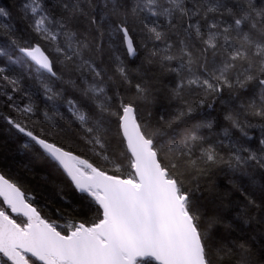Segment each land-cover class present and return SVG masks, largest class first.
<instances>
[{"label":"snow or ice","instance_id":"1","mask_svg":"<svg viewBox=\"0 0 264 264\" xmlns=\"http://www.w3.org/2000/svg\"><path fill=\"white\" fill-rule=\"evenodd\" d=\"M47 5L23 0L25 27L0 24L7 37L0 44V95L11 110L0 119L15 130L17 152L57 175L41 184L49 201H64L66 188L76 201L57 209L66 220L60 224L37 206L23 176L0 172V264H257L247 240L216 236L218 227L234 229L199 181L224 165L239 190L237 181L254 185L257 170L264 172V138L256 151L239 139L227 145L226 156L218 151L231 129L249 137L251 125L241 115L264 120V6L256 0H57L56 15ZM0 17L10 13L0 7ZM137 32L164 47L148 49L141 65L129 69L122 56L139 55ZM106 53L114 54L113 75L102 67ZM145 64L175 74L172 86L161 89ZM57 66L77 79L64 81ZM26 78L37 80L50 109L22 87ZM53 80L78 93L67 100L69 116L55 106L62 93ZM251 85L255 90L242 98ZM226 90L232 96L223 120L230 128L212 144L198 135L203 125L196 121L203 118L196 114ZM21 92L26 103L16 100ZM161 92L175 108L154 117L149 108ZM34 122L44 129L36 132ZM62 122L75 127L92 158L49 134ZM245 200L238 212L247 224L253 210L264 211V197L259 205ZM84 211L93 215H75Z\"/></svg>","mask_w":264,"mask_h":264},{"label":"trees","instance_id":"2","mask_svg":"<svg viewBox=\"0 0 264 264\" xmlns=\"http://www.w3.org/2000/svg\"><path fill=\"white\" fill-rule=\"evenodd\" d=\"M258 6H264V0H256ZM23 0H0V7H4L7 12L10 13L9 17H0V24H10L17 29H23L25 27L24 21L20 17V5ZM57 0H48V7L53 10L56 15L60 14V10L55 7ZM231 22L230 20L228 21ZM163 30V29H162ZM247 30V29H245ZM139 47V55L134 60H129L126 56H122L125 60L126 66L129 69H136L141 65L144 60L148 49L155 47H164L162 42H153L147 38L146 35L137 32L135 37ZM175 35L169 36V42L175 41ZM7 40L0 34V44H3ZM146 45V48L144 47ZM122 49H118L115 54H121ZM113 53H106L103 56V65L108 71V75H113L115 63L112 59ZM174 66V65H173ZM58 73L63 74L64 81L76 80L77 74L71 73L63 69L62 66H57ZM145 70L148 77L157 76L159 77V86L161 89H165L172 86L175 79V74H161L158 66H149L145 64ZM135 73H133V76ZM55 91L62 93L60 97L55 100V106L65 116H69L67 111V100L78 98V93L75 92L70 84L62 83L61 81H50ZM136 80L133 79V84ZM24 89H30L33 92V97L36 103L41 109L51 108L52 102L45 100L40 85L35 79L26 78L21 82ZM119 86V80L116 81ZM123 88V86H121ZM255 90V85L250 86L249 93H241L242 98H247L252 91ZM3 92V88L0 87V93ZM134 93V89L129 94ZM111 94V93H110ZM194 95V94H193ZM232 93L225 91L220 97H213L210 101L213 103L212 108H205L198 112L196 115L203 119L197 120L196 123L203 125L198 128V135L203 136L209 143L217 144L218 141L223 139V133L225 128H230V125L223 120L224 110L228 107V102ZM196 98H199L198 96ZM16 100L18 102L27 101L23 99V93L16 94ZM175 108V104H170L166 95L161 92L156 97V101L149 108V111L153 113L154 117H158L161 114H165L167 111ZM10 108L6 103V98L0 95V116L9 115ZM240 119L251 125L248 129L249 137L242 138L240 133L235 129L230 130V140L225 141V147L220 148L218 151L221 155H227V145L229 143H235L238 139L244 144L245 147L251 148L256 151L260 148L259 140L264 138V129L261 125H264V120L253 115H241ZM211 124L212 127H207ZM36 132H41L44 129V125L39 122H34L30 125ZM55 135L56 138L62 142L68 144L70 147L77 150L80 154L86 155L89 158L91 154L85 144L79 139L76 129L74 126L68 125L66 122L61 123L59 132L49 133ZM15 130L10 129L9 125L0 119V172H3L8 178L16 179L17 177L23 176L24 179L21 181L25 190L29 192L31 196L37 201V206L44 210V214L51 220H56L60 224L66 223V220L60 219L57 209L65 210L69 202L75 203L76 194L71 189H65V200L64 201H49L48 191L41 187L44 178L48 177L53 180H57V175L52 169L45 163L34 165L30 159L24 156L23 152H17L16 149L18 144L16 143ZM115 144V142H113ZM26 167L34 168L33 172H25ZM261 175L264 172L257 170L256 184L250 185L247 182L239 184V190L232 186L233 175L224 165L213 166L209 170L207 177L201 178L199 183L205 190L206 197L214 199L216 205L221 209V216L225 223H230L233 227V231L226 232L224 227H218L216 229V236L218 238H224L226 240H240L243 238L247 240L252 250V256L256 260L257 264H264V211L253 210L251 215L254 217L249 223L245 224L239 219V209H242L246 203L245 196L255 199L257 204H261V198L264 197V192L261 191V186L264 185V180H261ZM79 207L78 204H76ZM209 214H212V209H209ZM78 218L87 219L92 216L93 213L84 211L75 214ZM19 222V221H18ZM39 264V262H36ZM150 264H156L155 261H151Z\"/></svg>","mask_w":264,"mask_h":264}]
</instances>
